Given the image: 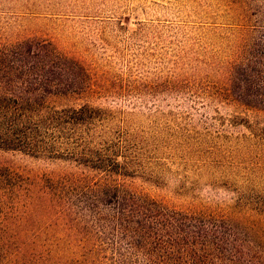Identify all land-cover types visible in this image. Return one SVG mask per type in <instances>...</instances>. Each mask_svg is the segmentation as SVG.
Segmentation results:
<instances>
[{"label": "trees", "instance_id": "16d2710c", "mask_svg": "<svg viewBox=\"0 0 264 264\" xmlns=\"http://www.w3.org/2000/svg\"><path fill=\"white\" fill-rule=\"evenodd\" d=\"M237 1V49L214 95L246 110L264 148V0ZM85 78L53 44L0 34V153L59 167L0 161V264H264V195L237 193L225 212L151 195L153 177L104 112L62 103Z\"/></svg>", "mask_w": 264, "mask_h": 264}, {"label": "rangeland", "instance_id": "374dc122", "mask_svg": "<svg viewBox=\"0 0 264 264\" xmlns=\"http://www.w3.org/2000/svg\"><path fill=\"white\" fill-rule=\"evenodd\" d=\"M238 13L237 0H0V34L49 42L84 67L81 96L62 103L104 112L107 133L153 177L151 195L224 211L237 193L264 195V148L241 120L247 112L214 95L237 49ZM0 161L59 168L16 154Z\"/></svg>", "mask_w": 264, "mask_h": 264}]
</instances>
